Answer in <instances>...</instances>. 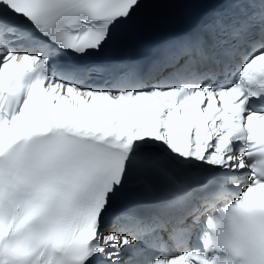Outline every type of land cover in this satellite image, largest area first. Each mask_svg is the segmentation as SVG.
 I'll list each match as a JSON object with an SVG mask.
<instances>
[{"label":"snow or ice","instance_id":"6c2138e0","mask_svg":"<svg viewBox=\"0 0 264 264\" xmlns=\"http://www.w3.org/2000/svg\"><path fill=\"white\" fill-rule=\"evenodd\" d=\"M0 264H264V0H0Z\"/></svg>","mask_w":264,"mask_h":264}]
</instances>
